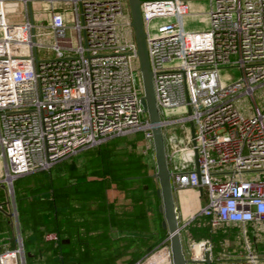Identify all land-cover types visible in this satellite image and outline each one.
Here are the masks:
<instances>
[{"label":"built area","instance_id":"1","mask_svg":"<svg viewBox=\"0 0 264 264\" xmlns=\"http://www.w3.org/2000/svg\"><path fill=\"white\" fill-rule=\"evenodd\" d=\"M17 1L23 18L9 20L7 13L19 12L11 6ZM27 1L0 0V187L5 203L3 208L0 202V212L12 229L9 237H0V264H25L12 186L17 176L49 169L86 147L137 131L142 134L139 152L153 162L150 122L139 101L135 42L117 36L127 0H67L70 24L63 10L47 0L49 18L33 22V32ZM188 7V0H139L163 135L168 125L188 124L182 143L165 149L172 192L198 186L199 194L202 187L206 191L205 202L185 221L177 217L184 264H210L221 260L213 255L210 239L187 242L185 235L186 245L182 241L180 231L190 221L204 216L210 231L264 222V111L253 105L250 115H243L232 102L235 94L251 95L264 83V0H213L209 26L199 30L182 27ZM153 17L168 19L150 34L147 24ZM39 35L52 39L42 42ZM225 65L238 67L240 77L223 84L218 68ZM177 150L192 157L195 151L198 176L194 167L172 168ZM154 249L132 264H147L159 249L170 257L167 234ZM227 255V264H258V253L250 248Z\"/></svg>","mask_w":264,"mask_h":264},{"label":"trees","instance_id":"2","mask_svg":"<svg viewBox=\"0 0 264 264\" xmlns=\"http://www.w3.org/2000/svg\"><path fill=\"white\" fill-rule=\"evenodd\" d=\"M141 136H112L13 180L26 264H116L122 256L120 264H132L161 243L157 181L134 144ZM7 229L0 216V232Z\"/></svg>","mask_w":264,"mask_h":264},{"label":"rangeland","instance_id":"3","mask_svg":"<svg viewBox=\"0 0 264 264\" xmlns=\"http://www.w3.org/2000/svg\"><path fill=\"white\" fill-rule=\"evenodd\" d=\"M189 7H188V13L184 14L181 17L182 21V27L185 30H199V29H206L209 26V14L208 10L210 7V4L213 3V0L211 3L209 0H188ZM42 8L45 10L47 8V3H42ZM68 7V6H66ZM4 8L7 10V6L5 5ZM9 10V8H8ZM64 17L66 18L65 21L69 24L72 22V14L69 10L62 12ZM129 10L127 4H124V13L122 16L119 17L120 25L117 28V36L118 39H126L131 40L133 39V34L130 26H127L123 23L126 18H128ZM10 15H12L10 13ZM15 16H18L17 14H14ZM49 18V14L47 13V16L45 18L37 19L35 18L33 20L34 24H41V22H46ZM168 18L163 17H153L149 20L147 24V29L150 34L156 33V25L162 21L167 20ZM37 31V28L36 30ZM69 33H71V30H69ZM42 42H50L52 37L50 35H39L36 37ZM134 62H137V57L134 59ZM218 74L220 77V80L223 84L234 81L240 77V70L236 66L231 65H225L218 68ZM233 105L235 108L243 115H250L252 111V106L257 105L260 107L261 110L264 111V83H261L254 87L252 94H235V96L232 98ZM143 117V116H142ZM186 125L187 123H174L167 126L166 134L169 135L171 138V141L174 144H181L182 140L185 138V132H186ZM135 137V133H128L125 134V138L132 139ZM137 146L135 147L136 150H139L140 144H141V138L138 140H135V143ZM146 161L150 163L149 170L151 172L154 171V165L152 167L151 159L143 155ZM80 157H75L76 161H79ZM171 165L174 170H187L194 167V160L192 155L190 156L188 152L186 151H180L177 150L174 154L171 156ZM260 176H264V171L260 172ZM195 190V191H194ZM194 190L190 189V196L188 195L189 190L186 188L180 189L182 191V198H188L192 202L197 201L199 198L200 204H203L206 200V191L205 188L202 187L201 194H198L197 188H194ZM3 191V189H2ZM110 193V192H109ZM4 194V192H3ZM4 196V195H3ZM0 202H3L2 196H0ZM7 220V219H6ZM205 217L199 216V218H195L192 221H190L184 229H182L180 232L184 236L186 235V241L188 242L190 239L193 238H208L210 241H212V253L213 255L219 254L221 255V260H212L210 264H223L224 261L225 264H227V259L230 258L227 254H233L237 252H242L246 248L252 249L254 252L258 253L257 255V263L258 264H264V231L261 233L258 232H252L250 233L247 231V234H238V232H228L224 230L219 229H213L212 231L209 230L206 223H204ZM212 229V228H211ZM12 229L8 223V229L7 232L4 233V237H9L11 235ZM228 232V233H227ZM183 243L186 245V241L183 238ZM225 241V246H222L221 242ZM155 250V249H154ZM225 251V255L223 256V252ZM148 262V263H147ZM147 264H171L169 254L166 253L164 249L157 250L153 255H151L147 260ZM26 264V263H25ZM28 264H34L32 261Z\"/></svg>","mask_w":264,"mask_h":264},{"label":"water","instance_id":"4","mask_svg":"<svg viewBox=\"0 0 264 264\" xmlns=\"http://www.w3.org/2000/svg\"><path fill=\"white\" fill-rule=\"evenodd\" d=\"M127 6L130 15V26L136 46L137 69L140 74L142 87V93L140 94L139 101L150 122V130L152 134L154 171L151 172V175L155 177L157 181V186L154 192L160 199L157 207L163 215V218L161 219V226L165 228L168 236L171 264H184L185 258L182 253L181 238L178 232L177 213L170 184V171L167 166L163 131L160 127L158 111L155 104L151 71L149 69L145 48V33L142 27L139 0H127ZM26 10L28 21L31 24L30 30L33 32V17L29 1L26 2ZM189 125L191 126L190 121ZM190 134L192 136V129L190 130ZM195 157V151L193 150L194 172L198 176L199 170ZM198 190H201L200 186H198ZM205 262H208V258L205 259Z\"/></svg>","mask_w":264,"mask_h":264},{"label":"crops","instance_id":"5","mask_svg":"<svg viewBox=\"0 0 264 264\" xmlns=\"http://www.w3.org/2000/svg\"><path fill=\"white\" fill-rule=\"evenodd\" d=\"M28 1L30 3V6H31L33 20L35 18L42 20V18H45V16H47L48 8H45V10H44L42 8V6H41L42 3L46 4L47 0H28ZM52 3H53V6H54L55 9L63 10V11H66V10L70 11L68 3H67V0H53ZM11 6L13 8H16V10L19 11L17 13L18 16L14 17L13 14L10 15V13H7V19H9V20H21L23 18V15H22V9H23L22 6L23 5L19 1H17V2H13V4ZM66 6H68V7H66ZM163 136H164V141H165V149H167L166 145L167 144L168 145L172 144V141H171V139H169V135L166 134V132H165V134ZM136 146H137V144H135V147ZM184 188L189 190L188 195L190 196V189L192 187H184ZM180 189H182V188H178V189L173 191V200H174V204H175L177 217H178L180 222H183L189 217V215L191 213H193L202 204H200L199 198L197 199V201L195 200V202H192L188 198H182V196H181L182 195V191H180ZM192 189L194 190V188H192ZM198 194H199V192H198ZM116 195L118 196V198L120 197L119 194H116ZM148 200H150V199H148ZM159 201H160V199H159ZM0 216L6 218V215L3 214L2 212H0ZM219 230H224V231L229 230L228 232L235 231V232H238V234L241 231L243 236H244V234H247V231H249L250 233H252V232L261 233V232L264 231V222L263 223H256V222H253V221H249V222L245 223L243 226L236 225V224H234V225H226V226H223V227L219 228ZM127 232L128 231H116V232H113V233L114 234H122V233H127ZM0 237H4V233L0 232ZM184 237L185 236L183 235V238ZM224 242L223 241L221 242V244H223L222 246H225ZM123 258H125V256H122V257L118 258L116 260V264H120L121 263V259H123ZM221 262H223V264H225L224 261H221Z\"/></svg>","mask_w":264,"mask_h":264}]
</instances>
